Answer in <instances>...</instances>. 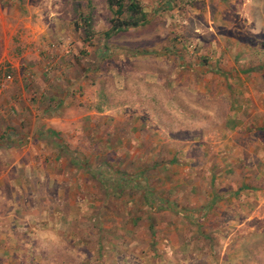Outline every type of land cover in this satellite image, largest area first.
<instances>
[{
  "label": "rangeland",
  "instance_id": "374dc122",
  "mask_svg": "<svg viewBox=\"0 0 264 264\" xmlns=\"http://www.w3.org/2000/svg\"><path fill=\"white\" fill-rule=\"evenodd\" d=\"M71 1L26 8V21L41 17L47 37L33 70L17 71L0 51V117L19 105L26 130V172L4 168L0 155V264H154L149 244L139 250L130 230L146 196L158 201L155 210L176 214L185 206L214 212L211 197L221 198V217L191 218L192 227H210L208 241L194 234V247L178 258L264 264V35L252 34L262 30L254 21L264 3L226 6L234 33L224 28L220 56L190 28L164 25L162 14L106 38L112 13L73 9ZM4 3L2 34L6 19L20 18ZM14 45L20 60L21 42ZM165 67L178 69L166 75ZM161 252L165 264L177 258Z\"/></svg>",
  "mask_w": 264,
  "mask_h": 264
},
{
  "label": "crops",
  "instance_id": "0c3cea01",
  "mask_svg": "<svg viewBox=\"0 0 264 264\" xmlns=\"http://www.w3.org/2000/svg\"><path fill=\"white\" fill-rule=\"evenodd\" d=\"M65 1L68 2V0H5L4 4H6L5 5L6 9L8 8L9 10L12 11L13 15L16 14L20 16V18H16L13 16V18L6 19V24L8 26V33L5 34L0 33V43H2L0 45V51L2 57H7L12 59L13 66L17 71H20L22 67L25 69L28 68H31L32 70L34 69L36 62H38L37 53H41V50H39L38 48L42 47L41 43L43 41H46L47 38L44 35H40L43 34L42 33L43 23L41 21V17L40 19H37L36 22L33 24H31L30 19L26 21V8L27 9L34 8L35 10L40 8L51 10L52 8H54V10H58L63 7L62 3ZM136 1L141 3L144 12L147 14L148 19H150L153 16L156 17L162 14V16H160L159 18L162 19L163 17H165L164 20L166 23H164V25L166 26L171 25L177 28L181 27L183 28V30L186 27L190 28V31L192 32L194 39L196 41H200V42L204 41L210 43V49L208 48L207 50L211 51V49L214 48L215 49L214 53L218 52L220 56L223 53L222 42L224 41L223 38L225 36H223L222 32L224 28L225 30H227L228 33L230 34L234 33V30L230 29L228 26H232L233 22H235V19H231V18L228 19L227 16L223 17V11L225 8L227 9L226 6L235 4L238 1L239 3H242L243 6H246L248 4L247 7L249 6V4H252V9L254 10V2L261 1L262 3H264V0H136ZM197 1L200 2L197 3ZM71 2L73 9L86 8L90 10L95 9L97 11L101 9L100 11L106 10L107 13L110 12L108 9L107 0H86V1L73 0ZM78 2H80L82 5L81 4L75 5V4H79ZM83 3H85V5H83ZM260 7L262 13L261 21L260 22L254 21L256 20L255 13H252L251 18H249L251 20L250 23H253L254 21V25L262 26V30L252 31V34L254 36H258L260 34L264 35V7L263 6ZM18 11H22V13L20 14ZM87 16L89 17L90 15ZM54 19L56 24L58 21H60V23H63V19L60 15L54 16ZM90 19L92 20L91 16ZM2 24H4L3 21ZM31 25L35 26L36 29L31 30L30 28ZM199 29L202 30L201 33H198ZM16 40L17 41L19 40V42H21L22 54L18 56L19 58H21L20 60H15L16 56L13 57L14 51L16 50V52H18V49H16V45H14V42ZM168 40L173 41L169 37ZM212 43H214L213 47H211ZM10 52L11 55H9ZM43 56L46 57L45 54H43ZM31 60L33 61L31 62ZM165 68L167 71L166 75H171V73L174 74L173 71H176L178 69V67H172V68L165 67ZM220 70L229 73L232 72L233 68L229 67L226 69L221 67ZM23 84H24L23 85V89H24L26 87V81H24ZM262 91H263L262 93L263 101L261 103L264 106V86L262 88ZM11 94L14 95V91ZM254 101L255 99L253 98L251 99L250 103L254 105ZM8 102L14 103V100L9 99ZM13 106L9 108L10 111L8 114H6V119L0 117V129L3 130V134L0 133V142L2 143L0 144V155H6L7 157V161H6L7 165L4 168H8V170L12 172H18V171L26 172V130L22 128L25 126V121L16 118V114L18 115L20 114L18 112L19 105H13ZM249 112L251 116L254 115V117L252 118H256L254 109L249 110ZM262 112H263L262 115L264 121V111ZM9 114L11 117H9ZM4 131H6L5 135H4ZM10 134L15 135L19 141L22 140V142L24 143H22L21 141H20L21 143L11 141L9 137ZM171 166L175 167L173 161ZM179 167H181L180 169L185 170L183 164H179ZM247 168L245 169L248 170ZM16 176L18 175L16 174ZM22 176L26 177V174ZM256 177L253 174L250 180H253ZM262 178H264V176ZM211 198H212L211 200H215L214 212H212L213 210L209 212L210 211L209 208L208 211L206 210V212L192 211L195 210L194 207L191 208L190 206L189 207L185 206L183 209L184 211H182L183 214H179V213L176 214L172 211H168L169 213H166V210L148 211L143 208H140L139 210L135 211V213H132L131 215L136 219L137 226L131 227L130 230L136 231V233L138 234L137 236L138 239L136 240V242L140 243L141 245V248H139V250H143V246L145 244H149L144 247L146 249L151 250L149 254L154 259L155 262L154 264H165L163 263L164 261L162 260L159 261L158 258V255L162 254L161 251L163 250L168 251L167 258L168 256L169 258L170 257L176 258L177 257L176 254H181V252L183 253L184 251H188L187 248L192 249L194 247L193 242H196V240L198 239V237L196 238L194 234H202L206 238L207 237L206 234L212 232V230L208 226L192 227V222H191L192 216L202 217L198 220V222H200L201 220H203V218L204 219L211 217L216 218V217H221L220 215L223 214V211L219 212V207H217L218 205H216L218 202H220L221 198H217V199H213V197ZM148 216H150L151 218L150 221L148 219ZM160 216L165 218V220L161 223L158 220ZM140 217L141 219H139ZM180 218H183L182 223L180 221ZM248 219L249 218H247V220ZM217 227L218 224H215L213 228L216 229ZM203 228L206 230L203 231ZM120 232H121V228H120ZM251 232H254V229ZM140 234L141 237H139ZM192 235L194 237H192ZM124 238H128V237L124 236ZM207 241L208 240L206 238L205 242ZM211 243L214 244L215 242L211 240ZM225 244L226 243H222L221 246L218 247V250L222 251V254L224 253V250H226ZM237 249L238 246L235 247L234 251L235 250L237 251ZM183 257L185 258V256L182 255L181 257L180 255L179 258L177 257L175 261L172 262L171 264H195L193 262L196 261L198 264H207L208 262L207 257L197 258L196 261L190 258L184 259Z\"/></svg>",
  "mask_w": 264,
  "mask_h": 264
},
{
  "label": "trees",
  "instance_id": "16d2710c",
  "mask_svg": "<svg viewBox=\"0 0 264 264\" xmlns=\"http://www.w3.org/2000/svg\"><path fill=\"white\" fill-rule=\"evenodd\" d=\"M107 3L108 9L112 13V17L109 20V24L111 25L110 29L105 33L106 38H110L112 34L116 35L121 32H126L129 29H135L148 23L147 14L144 12L141 3L136 0H107ZM83 21L85 22L86 30H88L86 34L89 37V28L91 26L90 16H84ZM79 27H81V25H79ZM88 197H91V195H88ZM144 198V202L147 206L143 207V209L153 211L155 208H160L157 207V200H154L151 197L149 199L148 196ZM161 206L163 207L164 205ZM102 214H104V211H102ZM192 217L195 218L194 216ZM139 219H141V217ZM148 219L150 221V216H148Z\"/></svg>",
  "mask_w": 264,
  "mask_h": 264
}]
</instances>
